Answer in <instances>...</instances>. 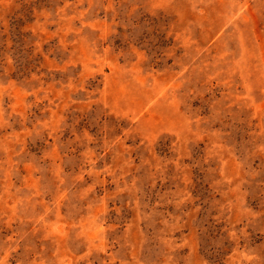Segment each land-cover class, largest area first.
I'll use <instances>...</instances> for the list:
<instances>
[{
  "label": "rangeland",
  "instance_id": "1",
  "mask_svg": "<svg viewBox=\"0 0 264 264\" xmlns=\"http://www.w3.org/2000/svg\"><path fill=\"white\" fill-rule=\"evenodd\" d=\"M0 264H264V0H0Z\"/></svg>",
  "mask_w": 264,
  "mask_h": 264
}]
</instances>
